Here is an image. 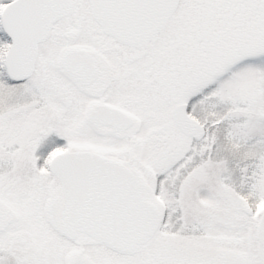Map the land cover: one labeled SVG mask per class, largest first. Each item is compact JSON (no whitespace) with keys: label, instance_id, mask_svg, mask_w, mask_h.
I'll use <instances>...</instances> for the list:
<instances>
[{"label":"snow or ice","instance_id":"1","mask_svg":"<svg viewBox=\"0 0 264 264\" xmlns=\"http://www.w3.org/2000/svg\"><path fill=\"white\" fill-rule=\"evenodd\" d=\"M0 264H264V0H0Z\"/></svg>","mask_w":264,"mask_h":264}]
</instances>
